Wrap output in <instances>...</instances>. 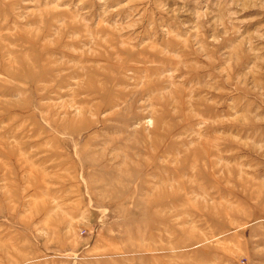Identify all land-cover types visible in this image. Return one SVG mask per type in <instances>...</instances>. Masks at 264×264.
Instances as JSON below:
<instances>
[{
	"label": "rangeland",
	"instance_id": "374dc122",
	"mask_svg": "<svg viewBox=\"0 0 264 264\" xmlns=\"http://www.w3.org/2000/svg\"><path fill=\"white\" fill-rule=\"evenodd\" d=\"M0 264H264V0H0Z\"/></svg>",
	"mask_w": 264,
	"mask_h": 264
},
{
	"label": "bare ground",
	"instance_id": "6f19581e",
	"mask_svg": "<svg viewBox=\"0 0 264 264\" xmlns=\"http://www.w3.org/2000/svg\"><path fill=\"white\" fill-rule=\"evenodd\" d=\"M9 3V2H8ZM26 32V31H25ZM37 33V32H36ZM15 34V33H14ZM41 34V33H40ZM19 36V35H18ZM3 55V54H2ZM43 58H44V56H43ZM8 60H9V58H8ZM3 62V61H2ZM24 65V64H23ZM53 67V66H52ZM76 69V68H75ZM122 78V77H121ZM152 78V77H151ZM119 79V78H118ZM116 80V79H115ZM112 81V80H111ZM78 84V83H77ZM95 84V83H94ZM103 86V85H102ZM105 88V87H104ZM89 89V88H88ZM97 90V89H96ZM121 90V89H120ZM128 91V90H127ZM165 91V90H164ZM167 92V91H166ZM100 95V94H99ZM171 95V94H170ZM158 96V95H157ZM130 98V97H129ZM175 98V97H174ZM178 101V100H177ZM167 102V101H166ZM187 102V101H186ZM174 103V102H173ZM190 104V103H189ZM167 105V104H166ZM99 106V105H98ZM178 106V105H177ZM83 109V108H82ZM112 111V110H111ZM174 112V111H173ZM175 112H177V111H175ZM113 115V114H112ZM111 115V116H112ZM172 115V114H171ZM212 127V126H211ZM165 130V129H164ZM153 140V139H152ZM212 142V141H211ZM217 143V142H216ZM223 145V144H222ZM192 146V145H191ZM142 156V155H141ZM127 159V158H126ZM198 159V158H197ZM160 177V176H159ZM162 191V190H161ZM168 192V191H167ZM161 193V192H160ZM159 194V193H158ZM193 199V198H192ZM187 214V213H186ZM170 234V233H169ZM169 244V243H168ZM148 251V250H147Z\"/></svg>",
	"mask_w": 264,
	"mask_h": 264
}]
</instances>
